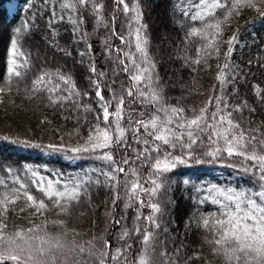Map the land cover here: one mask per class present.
Masks as SVG:
<instances>
[{"label":"snow or ice","instance_id":"obj_1","mask_svg":"<svg viewBox=\"0 0 264 264\" xmlns=\"http://www.w3.org/2000/svg\"><path fill=\"white\" fill-rule=\"evenodd\" d=\"M114 2L118 7L123 6L120 11L126 18V26L122 31H127V38L116 32L115 16L112 17L111 25L104 18L103 0H62L59 5L61 11L53 9L48 21L50 28L55 23L67 21L72 25L75 41L85 44V49L79 51V55L82 64L85 63L83 58L88 57V80L97 108L94 123L86 138L80 136L78 129H74L68 135L70 141H76L75 146H70L60 137L61 143L48 144L46 147L52 152L71 153L69 159H81L83 154H87L89 158L103 161L107 170L101 169L100 175L105 179H85V173V176L62 183L60 180L38 177L33 171L31 175L36 179L32 180V185L37 192L43 193L51 203V208L56 210V218L44 222V235L36 234L41 231L39 224H32V227L16 230L11 234L4 231L8 228L9 205H14L21 197L34 208L32 215L43 216L49 211V204L45 199L37 200L27 184L14 181L18 185L12 189L14 198H10L5 192L3 199H0V264H156L153 256L158 238L156 229L161 228L159 220L163 215L162 205L168 201L171 187L168 174L180 165H188L190 162L213 163L225 155L228 158H240L239 167L243 173L241 179L247 178L248 186L239 190L215 185L209 188L211 203L218 206V213L200 217L198 227L208 233L204 237V243L209 246L212 256L219 258L222 264H264V131L253 126L252 121L243 125L232 118L233 112L242 114L245 109L249 112H255V109L250 108L246 100L233 106L223 94L225 86L233 82L230 56L238 42V35L234 33L227 41L222 39L223 25L233 15H239L243 8H252L264 17V10L259 7V4H264V0H199L194 6L197 11L191 15L189 11L183 12L190 20L202 22L201 27L190 28L185 36L186 42L193 37H199L203 41L197 49V58L191 60L185 57L186 61L197 66L206 64L207 57L213 54L219 57L221 44L228 45L224 53L225 62L217 65L219 71L216 80L219 88L214 85L213 90L218 94L210 95L203 106L189 107L187 110L179 102L177 105L168 104L164 98L155 73V63L148 52L147 26L141 23L143 13L139 0H134L131 6L126 0ZM217 9L223 10L222 18L217 17ZM85 13L93 18V33L83 29ZM31 27V20L22 21L20 27L14 30L7 68L9 81L6 87H0V94L12 91L11 78H17L18 83L24 79L25 74L19 68L28 63V58L25 56L23 64L18 63L17 57L23 55L18 41ZM100 28L110 32V35L100 37L105 59L115 65L110 70L97 69L92 44L88 39ZM113 37L119 38L125 47L115 46L111 42ZM133 43L135 51H132ZM201 52L204 57H201ZM67 54L71 55L70 52ZM195 70L194 68L193 71ZM121 72L127 74L126 81L117 80ZM54 79L61 81L64 87L59 84L53 87ZM105 90L109 93L107 99L103 94ZM25 92L29 99L40 98L39 94L43 93L48 104L53 107L63 109L70 105L73 109L72 116H65V119L75 118L78 124L81 121L77 113L81 109L85 112L93 111L89 105L81 102L83 97H89L90 94L85 92L82 95L71 77L59 70L55 73L42 72L30 84L25 85ZM256 95L264 103V91L259 87L256 88ZM147 105H151L152 111L145 118L144 108ZM84 119L86 121V117ZM127 133H131L133 142L141 147L133 149L134 157L125 155L117 161L110 149L114 145L132 148V144L127 143ZM23 143L29 144L28 141ZM31 146L41 147L38 144ZM201 148L203 150L198 151ZM106 149L109 151H105ZM203 157L210 159L205 160ZM135 161H143L150 170L143 183L135 168H129L131 179L129 172L125 170L124 166H130ZM121 174L123 180L119 179ZM183 182L189 183L188 180ZM93 183H103L113 193L110 209L105 213L107 224L103 234H93L91 239L77 241L75 237L81 236V233L76 229H69L66 221L60 217L68 215L74 205L82 202V198L90 203L88 188ZM145 183L149 186L145 187ZM0 187L7 185L0 184ZM142 194L146 198H141ZM121 200L124 201L125 208L131 207L133 201L139 205L135 217L137 223L132 230L122 224L124 217H115L117 201ZM200 202L206 203L207 198ZM145 207L151 210L147 216L140 212ZM24 211L25 208L20 209V212ZM141 219L144 221L143 227L138 223ZM29 223H32L31 219ZM49 225L58 231L54 234L48 232ZM115 226H120L121 231L116 235L118 246L114 247L107 236L112 234L110 229ZM69 235L73 239L65 243ZM133 235L139 237L142 244L137 254L138 261H133L129 255L132 244L128 241ZM176 251L179 252L180 249ZM160 255L163 256L164 253ZM193 258L204 259L202 254H194L187 257L185 264H189Z\"/></svg>","mask_w":264,"mask_h":264},{"label":"trees","instance_id":"obj_2","mask_svg":"<svg viewBox=\"0 0 264 264\" xmlns=\"http://www.w3.org/2000/svg\"><path fill=\"white\" fill-rule=\"evenodd\" d=\"M61 2L62 0H0V87H6L9 81L7 68L11 40L15 36L14 30L20 27L22 21H32L31 30L22 34L18 41L19 49L23 53L22 56L17 57L18 63L23 64L24 57L28 58V63L19 68L25 74L24 79L18 83L17 78H11L12 91L0 94L2 101L0 102V184L7 185L0 187V199H3L5 192L10 198H14L12 189L18 187L14 181L19 180L20 183L29 186V191L37 200L45 199L49 204V211L43 216L32 215L35 210L23 197L14 205H9L8 228L4 230L8 234L32 227V224H39L41 231L36 234L44 235L45 220L56 218V210L51 208V203L32 185V180L36 179L31 175L33 171L38 177L43 176L53 181L60 180L62 183L71 178L85 176V173H87L85 179L89 177L93 181L97 178L100 181L105 179L100 175L101 169L107 170V165L103 161L89 158L87 154H83L81 159H69L71 153L52 152L46 147L48 144L61 143L60 137L64 138L65 143L75 146L76 141H70L68 135L74 129H78L80 136L86 138L91 124L94 123L97 108L96 98L88 80L90 75L87 66L88 57L83 58L85 63L82 64L79 55V51L85 49V44L75 41L72 25L67 21H60L49 27L51 11L55 9L60 12ZM133 2L134 0H126L130 6ZM103 3L104 18L111 25L112 17L115 16L116 32L127 38V31H122L126 26V18L120 11L123 6L118 7L114 0H103ZM197 3L199 0H139V7L143 13L141 23L147 26L148 52L155 63V73L158 75L164 98L171 105H177L179 102L186 110L189 107L203 106L210 95L218 94L213 90L214 85L219 88L216 80L219 71L217 65H223L225 62L224 53L228 47L226 43L221 44L219 57L215 54L207 57L206 64L201 63L197 66L185 60V57L195 60L197 49L203 43L199 37H193L189 42L185 41L190 28L201 27L202 22L192 21L183 15L184 11H189L190 15L197 11L198 9L194 7ZM11 4H17L12 12L8 9ZM259 7L264 10V4H259ZM216 15L222 18L223 10L217 9ZM84 17L83 29L93 33V18L88 13H85ZM156 19L159 21L158 24L154 23ZM234 33L238 35V42L235 43L230 56L233 82L225 86L226 90L223 94L233 106L246 100L248 106L255 109V112L245 109L242 114L233 112L234 120L240 121L243 125L252 121L253 126L264 131V103H261L256 95L257 87L264 91V17L252 8H243L239 15H233L223 25L222 39L227 41ZM107 35H110V32L100 28L88 38L92 44V55L98 70H110L115 66L105 59L100 40V37ZM131 39L134 41V37ZM111 42L117 47H125L117 37H113ZM132 51H135L134 43ZM69 52L71 55L67 54ZM200 55L204 57L203 52ZM58 70L71 77L82 95L85 92L90 94L89 97H83L81 102L89 105L93 111L85 112L81 109L77 113L81 121L79 124L75 118L65 119V116H72L73 109L70 105L63 109L50 106L43 93L39 94L40 98H27L25 85L30 84L42 72L55 73ZM119 79L126 81L127 74L121 72L117 77V80ZM57 84L64 87L61 81L54 79L52 86ZM103 94L106 99L109 97L107 90ZM134 107L142 106L134 105ZM211 110L210 106L209 111ZM144 111L147 118L152 111L151 105H147ZM45 120L48 122L42 123ZM127 136V143L132 144V148L114 145L110 149L117 161L125 155L134 157L133 149L141 147L133 142L131 133H127ZM24 141H28L29 144L26 145ZM37 144L41 147L31 146ZM202 150V148L198 149V151ZM203 159L210 158L203 157ZM240 164V158H228L225 155L221 160L213 163L190 162L188 165H180L168 174L171 187L168 201L162 205L163 215L159 220L161 228L156 229L158 238L153 253L156 264H185L187 257L194 254H202L204 259L193 258L189 264H205V261L207 264H222L219 258L212 256L209 246L204 243V237L208 233L198 227L197 222L202 216L218 213V206L211 203L208 192L213 185L238 190L248 186L247 178L241 179L243 173ZM124 167L126 172H129L130 179L132 177L129 168H135L142 183L150 171L143 161H135L130 166ZM123 178L121 174L119 179L123 180ZM185 180L189 183L185 184L183 182ZM144 186L149 185L145 183ZM88 191L91 196L90 203L86 198H82V202L74 205L68 215L60 217L66 221L69 229H76L81 233V236L75 237L77 241L91 239L93 234L104 233L107 224L105 213L110 209L112 202L113 193L103 183L91 184ZM141 198L146 197L142 194ZM204 198H207V202L201 203ZM138 207L135 201L128 208L124 207L123 200L117 201L115 217L116 219L124 217L122 224L132 230L137 223L135 217ZM21 208H25V211L20 212ZM170 210L172 216H168ZM150 211L147 207L140 209L143 216H147ZM29 219L32 221L31 224ZM138 223L141 227L144 226L143 219ZM47 230L53 234L58 231L51 225ZM120 231V226H115L110 229L112 234L107 236L114 247L118 246L116 235ZM72 239L73 237L69 235L64 242L68 243ZM128 242L132 244L129 250L131 259L138 261L137 254L142 248L140 238L133 235ZM176 249L180 251L177 252ZM160 253L164 255L161 256Z\"/></svg>","mask_w":264,"mask_h":264},{"label":"rangeland","instance_id":"obj_3","mask_svg":"<svg viewBox=\"0 0 264 264\" xmlns=\"http://www.w3.org/2000/svg\"><path fill=\"white\" fill-rule=\"evenodd\" d=\"M16 5H17V4H11V5H9L8 9H10V11L12 12V11L14 10V8H15ZM154 23H155V24H158L159 21L156 19V21L154 20ZM168 213H169L168 216H170V215L172 216V210H170Z\"/></svg>","mask_w":264,"mask_h":264}]
</instances>
